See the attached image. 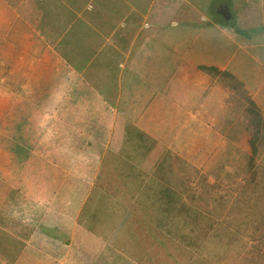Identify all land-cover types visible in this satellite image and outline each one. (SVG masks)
<instances>
[{
  "label": "crops",
  "instance_id": "0c3cea01",
  "mask_svg": "<svg viewBox=\"0 0 264 264\" xmlns=\"http://www.w3.org/2000/svg\"><path fill=\"white\" fill-rule=\"evenodd\" d=\"M3 1V48L19 51L13 66L26 86H5L14 98H4L0 121L32 81L50 76L51 152L67 154L69 176L221 178L237 153L252 156L250 108L234 79L264 119V0H35L37 13L25 0ZM34 27L45 28L44 43L35 45ZM25 55L34 59L26 74ZM247 173L262 187L264 211V152ZM77 224L68 223L73 235ZM92 260L0 254V264Z\"/></svg>",
  "mask_w": 264,
  "mask_h": 264
},
{
  "label": "trees",
  "instance_id": "16d2710c",
  "mask_svg": "<svg viewBox=\"0 0 264 264\" xmlns=\"http://www.w3.org/2000/svg\"><path fill=\"white\" fill-rule=\"evenodd\" d=\"M16 19L20 21L19 18ZM33 38L35 45H39V42L44 43L36 34L33 35ZM3 42L4 27L0 24V47H3ZM4 73H7L6 69ZM231 78L233 79V77ZM234 80L237 93L242 91V95L248 103L246 107L250 108V115L247 112L246 121H250L253 127L249 147L252 156L248 161L249 166H252L264 147V127L257 130H254V127L261 122L264 126V119L255 109L254 102L249 99L243 84L237 78ZM51 93L50 76H41L28 86V93L24 94L22 104L12 109V114L9 113L11 115L6 117L5 124L4 121H0V137L3 139L0 142V147L11 156V163L8 164L11 166L12 172L15 170V174H18L24 162L33 161L32 150L39 137L34 110L39 109L43 104L46 105V102L51 103ZM35 161L37 162L35 167L31 169V165L27 166L19 176L24 175L31 182L33 178L39 177V161L37 159ZM45 177L53 179V184L50 181L49 191L53 194L54 201L55 199L60 201L59 196L54 198V188L57 184L54 181L55 176L53 173L47 172ZM67 178L68 181L63 183L65 185L63 187L66 189L64 190L66 197L64 205L66 204L68 209L63 212L64 217L56 221L44 215L46 214L44 205H39L35 197L30 195L32 192H29V187L31 186L23 182V177L20 178L18 187L10 186L0 180V247L5 246L7 251L13 253L20 252L26 247V250L54 253L56 257L61 258L64 253L71 252L68 242L71 239L72 227L68 223L74 214L82 227L95 233L103 240L99 253L101 259L103 257L108 259V264H137L138 262L131 257V253H135L137 250H139L138 253H148L150 249L147 250L144 247L148 238L154 241L157 251L161 249L162 253H165L161 254L158 259L160 264H192L190 256L186 260H181L179 255L171 253L166 247L167 243L177 240L184 245L194 246L201 258L199 248L209 247L212 249L214 245L221 243L222 238V242L226 241L225 243L229 244L232 240H229V237L232 238L231 234L240 231L241 222H243H239L232 229L224 217L215 220L210 218V221L205 222V219L209 218L206 217L204 211L182 200L184 196L189 199L195 198L196 190L193 189V184L190 182L193 179L184 180L174 185V182L160 177L158 172L151 177L75 178L67 174ZM198 178L209 187L219 185L205 175H200ZM251 179L249 178L248 181ZM93 180L95 183L91 184ZM148 199L156 205L155 211L151 210L150 214L155 219L154 225H150L146 221L148 207H144L142 214L138 213L141 209L139 203ZM216 199L218 200V197ZM35 206H37L36 211H33ZM220 208L224 209L225 207H219V211ZM214 209L207 210V212L215 213ZM254 213L255 211H252V217L259 216ZM235 216V214L231 215L229 221L241 219L240 217L235 219ZM65 217H69V219H64ZM261 219L263 223L255 224L250 231L257 235L258 239H262L261 232L264 231V218ZM6 224L11 227L7 229ZM141 244L143 246H140ZM210 252L214 253V251ZM75 253H81V249H76ZM263 255L264 253H252L250 257L247 256V259L244 256L243 262L253 259L252 262L258 264L259 262L254 259L263 257ZM166 256L168 259L165 258ZM223 262V264H229L228 258L224 257ZM89 264H94V261H90Z\"/></svg>",
  "mask_w": 264,
  "mask_h": 264
},
{
  "label": "rangeland",
  "instance_id": "374dc122",
  "mask_svg": "<svg viewBox=\"0 0 264 264\" xmlns=\"http://www.w3.org/2000/svg\"><path fill=\"white\" fill-rule=\"evenodd\" d=\"M13 1L9 2L10 4ZM26 3L31 7V9H34L33 13L36 11V6H35V0H25ZM4 2L1 0L0 4V13H3L4 10ZM7 4V3H6ZM20 5L19 3L17 6ZM12 7H15V4L12 5ZM37 13V11H36ZM0 24H2V19H0ZM36 31L39 32V38L41 40H47V34H45L42 30L45 29L44 27H34ZM47 29V26H46ZM19 51H7L3 47L0 48V106H4V98H6V105H9L11 99L14 98V96L6 90L5 86L10 88V85L13 86V89L15 88L14 86H26L24 82L22 84L18 82L19 78V68L21 65L17 66V70H14V60L17 56V53ZM28 53H32V51H28ZM8 58H11L10 60H7ZM24 64L22 66L24 67L25 74L30 72L31 65H34L33 63V58L29 56H24L23 57ZM6 69L7 73H4V70ZM12 69V70H10ZM10 70V71H9ZM10 73V74H9ZM16 79V82L13 80ZM23 86V87H24ZM15 90V89H14ZM26 93H28V86L25 88ZM31 96V95H29ZM28 96V99H29ZM19 97V96H18ZM16 100L12 101V107H16L17 103H15ZM51 103L46 102V105H41V107L45 108L46 112L43 113H36L35 114V121H36V126L38 128V133L41 134L38 137V145L33 147V161L29 162L26 161L24 162L23 166L19 170L18 174H15V170L12 172L11 166L9 164L11 163V156L9 158L10 162L8 164L4 163V159L8 157L7 153H4L3 148H1L0 152V180H3L4 182L8 183L10 186H17L19 185L18 182L21 177H23V182L30 184L31 187H29V192H32L30 195L35 197L39 205H44L45 207V216L54 219L55 221L57 219L61 220L62 217H64L62 214L65 212L66 204L64 205V201L66 200V197L64 196L66 189H64L63 186H65L63 183L68 181L67 178V154L61 153L59 155H54L52 154L51 150V114L48 112L50 110ZM241 121H243L241 119ZM259 124V123H258ZM43 126V130L41 131L40 128ZM264 126L261 127V125H257L254 127V130H257L258 128H263ZM253 127L251 129L252 133ZM264 130V129H263ZM252 135V134H251ZM43 138V143H40V139ZM2 137H0V142H2ZM264 143V140H263ZM264 145V144H263ZM248 149V148H246ZM264 152V147H262L261 152L259 156H255L256 158H259ZM38 155H36V154ZM56 156H59L56 158ZM250 156L249 155H244V153H237L236 155V162L233 164V167L235 166V169L232 172H229V177L225 175V177H214V178H209L211 181H216L219 183L218 186H212L209 187L204 181L199 180L198 177L195 178H182L179 179L177 178H167L163 177L164 180H169L170 182H174L173 184H179L180 182L188 179H193L190 181L193 184V189L195 191V198L189 199L188 197L184 196L182 200L184 202L189 203L192 206L197 207V209H200L206 213V217L209 219H205V222L211 220H215L216 218L219 217H224L226 222H228V225H230V229L235 227L236 224L241 222V234L240 231L238 233H233L232 238L231 236L229 237V240L231 242L229 244H226L222 240L220 241L221 243H218L214 245V247L211 249L209 247H201L198 250L201 253V258L200 255H198V251H195L197 249L194 248V246H187L184 245V243H181L177 240H172L169 241L166 245L167 249L171 251V253L175 255H179V259L181 260H186L188 257H191V261H193L192 264H223L224 262V257L228 258V263L229 264H243L244 259L243 257L247 256L250 257L252 253H264V231L261 232L262 234V239H258L257 235H254V233H250L251 229L253 226L257 223L261 224L263 223L261 218H264V211L262 208H260L256 204V197L260 198V190L262 187L257 183L256 177L253 176V173H251V176H247V168H248V161H249ZM255 158V159H256ZM37 159L38 165H39V170L38 174L39 177H35L32 179V182L29 181V178H25L24 175L21 177L19 176L22 174L23 170L28 166L31 165V169L37 165V162L35 161ZM59 159V160H56ZM246 162V164H245ZM256 162V160H255ZM29 164V165H28ZM255 164V163H254ZM59 165V166H58ZM165 168V166H164ZM51 172L53 173L54 181L57 182L54 188V195L56 197L59 196L60 201H55L53 200V194L49 191L50 187L49 184L52 182L53 184V179L46 178V173ZM235 174L232 175V174ZM172 174H175V172H172ZM249 178L251 181H248ZM49 179V180H48ZM235 179V182H233ZM255 180V181H254ZM51 181V182H50ZM250 183V184H248ZM195 184V185H194ZM35 186V187H34ZM108 186V185H107ZM18 187V186H17ZM250 187L245 190V188ZM60 190H62L60 192ZM62 192L63 195H60ZM184 195V194H183ZM218 197V200L216 199ZM143 204V205H141ZM141 209L139 210L138 213L143 212L144 207H148V215L146 217V221L151 225L155 224V219L153 216H150L151 210L154 212L155 211V203L153 204L150 199L146 200L145 202L139 203ZM216 206V207H215ZM36 207L33 208V211H36ZM219 207H225L224 209ZM216 211L215 213L210 214L207 212V210L213 209ZM252 211H255L256 214H259L258 217H252ZM157 212V210H156ZM67 213V211H66ZM254 213V214H255ZM235 214V219L241 218V219H236L234 221H229V218L231 215ZM66 216V215H65ZM262 216V217H261ZM76 216L72 214V218H75ZM64 219H69V217H65ZM23 220V219H22ZM19 224V222H17ZM13 225V224H11ZM7 229L10 228L11 226L6 224ZM81 229V230H80ZM12 232L11 230H9ZM84 227L79 224L76 226V231H74V235L71 234V239H70V248L71 252L70 253H75L76 249H81V253H84V250H87L88 253H91V257L93 258L94 264H108V259L103 257L101 259V254L99 253L100 248L103 245V240L99 238L95 233H89L86 232ZM73 233V232H72ZM86 233L87 235H84ZM259 233V232H258ZM259 235V234H258ZM17 236V235H16ZM85 236V237H83ZM147 244L144 246L145 249H150L148 253H138L139 250H137L135 253H131V257L138 262L137 264H160V255H164L165 253H162L163 251L159 249L160 251H157V248L155 246L154 241H152L150 238L147 239ZM179 242V243H178ZM223 244V245H222ZM140 246H143L142 244ZM136 247V246H135ZM24 248V247H23ZM75 248V249H73ZM27 248L25 247L22 251V253H43L40 250L37 251H30L26 250ZM210 251H214L210 252ZM158 252V253H156ZM210 252V253H209ZM2 253H13L12 251H7V248L5 246L0 247V254ZM19 253V252H17ZM100 258V260H99ZM163 260L168 259V256L165 258L162 257ZM253 259H249L246 261L244 264H255V262H252ZM255 261H258V264H264V255L263 257H260L258 259H254ZM219 262V263H217ZM251 262V263H250Z\"/></svg>",
  "mask_w": 264,
  "mask_h": 264
}]
</instances>
